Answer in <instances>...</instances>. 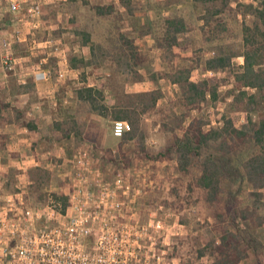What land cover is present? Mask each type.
Returning <instances> with one entry per match:
<instances>
[{
	"label": "rangeland",
	"instance_id": "1",
	"mask_svg": "<svg viewBox=\"0 0 264 264\" xmlns=\"http://www.w3.org/2000/svg\"><path fill=\"white\" fill-rule=\"evenodd\" d=\"M237 1L244 4L252 2ZM77 2L78 4L66 7L64 4H58L59 2L49 9L50 6H45L44 18L47 22L53 20L52 11L60 9L62 12L72 13L80 26L74 25L71 30L66 29L67 33L71 34L75 29L81 32L88 29L96 37L101 34L102 23L108 24V29L112 32L107 36L110 40L97 42L99 48L96 49L95 56L91 54L88 59H83L84 64H79L85 66L84 74L79 75V78L86 79L80 89L89 86L100 91L102 96H98L99 104H104L108 110L105 112L106 116L102 117L88 102L72 103L68 113L78 116L74 120L76 124L71 123L72 129L69 127L74 133L73 148L68 155V163L57 165L49 184L58 193L66 190L65 174L72 165L69 160L73 158L77 148L85 145L92 153V165L102 169L112 178L119 170L128 169L129 181L135 187H141L143 194L138 201V214L143 221H148L150 215L154 220L163 221L164 231L154 236L160 247L162 243L169 245V254L167 260H164L166 264H224L225 259L232 264H264V198L258 209H253V188L244 170L245 163L258 152V148L247 144L236 154L224 155L223 164L228 169L222 177L217 200L213 203L206 200V193L197 186L196 179L201 174V161H193L191 168L186 172L180 170L177 155L167 153V149L174 145L178 136H182L192 118H200L207 130L222 127L224 118L228 116H233L236 121L238 119L237 124L240 127L247 123L248 113L239 111V106L232 105V96L228 94L229 90L233 89V80L220 87L217 101L210 100L200 108L192 109L189 117L181 122L185 112L179 110L175 104L181 90L162 74L167 66L156 42L158 37H162L164 17L173 15L183 17L187 23L186 32L180 36L181 47L174 49L181 63H186L190 58L195 61L197 58L206 59L213 56L218 53L220 46L232 47L240 52L241 24L252 23L254 16H245L240 12L234 18L228 13L225 19L228 21V29L217 36L202 32L201 17L205 13V7L194 0H136L132 14L126 9L118 8L115 14L103 19L102 23L93 9L102 2L101 0L74 1ZM220 4L221 0L214 3L216 6ZM165 5L170 7L162 9ZM230 7L237 9V2L232 0ZM5 17L15 18V15L13 17L5 11ZM58 18L60 17L56 16V19ZM90 25L95 27L91 30ZM37 34L44 35L41 31ZM125 39L134 42L138 49L137 58L130 57ZM67 41V48L74 47L78 42L70 37ZM60 48L65 50V45L62 43ZM33 62L35 61L28 60V65ZM233 63L235 68L241 67L244 57L235 58ZM229 76L223 71L203 73L201 66L192 73L191 80L198 82L207 77L230 79ZM78 89H74V96L77 95ZM243 90L250 94L257 93L250 88ZM153 92L161 93L162 97L150 114L140 117V128L135 137L127 141L114 138L112 125L117 121L113 118L115 107L137 102L140 94ZM242 106H245L244 101ZM251 116L255 120L264 117V92L257 94V104ZM141 143L144 144V150ZM3 178L8 182L4 183V189L0 192H13L18 179L17 171L6 176L0 174V185ZM262 192L264 194V191ZM244 216L248 218L244 219Z\"/></svg>",
	"mask_w": 264,
	"mask_h": 264
},
{
	"label": "built area",
	"instance_id": "2",
	"mask_svg": "<svg viewBox=\"0 0 264 264\" xmlns=\"http://www.w3.org/2000/svg\"><path fill=\"white\" fill-rule=\"evenodd\" d=\"M48 2L0 0V13L6 8L15 15L17 24L38 31ZM24 41L22 29L17 28L14 42ZM12 46L13 41L0 39V68L4 72L16 71L23 63ZM55 46L47 39L33 49L53 50ZM45 64L42 61L31 66L29 74L36 81L52 79ZM131 130L130 123L117 120L112 125V136L122 139ZM70 162L65 174L66 190L58 193L45 184L41 190L45 198L37 204L31 200L33 181L27 174L41 165L16 166L15 190L0 192V264H166L169 245L162 243L160 247L154 236L164 231L165 225L152 215L148 221L140 218L137 206L143 190L129 181L128 169L109 177L92 165L87 146L79 148ZM2 182L0 190L8 180L3 178ZM55 194H64L66 205Z\"/></svg>",
	"mask_w": 264,
	"mask_h": 264
},
{
	"label": "trees",
	"instance_id": "3",
	"mask_svg": "<svg viewBox=\"0 0 264 264\" xmlns=\"http://www.w3.org/2000/svg\"><path fill=\"white\" fill-rule=\"evenodd\" d=\"M135 1L120 0L121 5L126 8L129 14L134 12L133 4ZM194 1L202 3L205 7V13L201 17L203 21L202 32L204 34L209 33L219 36L223 30L226 31V28L228 29V21L225 19L228 13L234 18L240 12L244 13L245 16L252 14L254 20L252 23L242 22L241 24L242 50L240 52L232 47L220 46L218 53L213 56L206 59L197 58L195 61L193 60L194 58H190L186 63H181V60L177 58V54L174 53V49L181 47L179 40L180 36L186 32L187 23L180 16L170 15L168 17L166 15L167 17H164L162 37H158L156 42L167 66L166 71L162 74L167 79H170L172 83L178 85L181 90V95H179L175 103L179 110H184L185 112L181 122H184L189 117L192 109L200 108L210 100L212 102L217 101L220 87L233 80V89H230L228 94L232 96V105H237L239 106V111L248 113L247 123L240 127L237 124L238 119L236 121L233 116H228L224 118L222 127L207 130L205 129V123L200 118H192L182 136L176 138L174 145L167 149V153L177 155L180 170L186 172L191 168L193 161H201L202 165H199L201 174L196 179L197 186L206 193V200L213 203L217 200L222 177H224L228 169L223 164L224 155L231 156L236 154L243 146L253 144L258 148V152L247 160L244 170L253 188L251 192V197L254 198L253 209L257 210L264 198L262 192L264 191V117L255 120L252 118L251 113L254 112L257 104V94L264 92V0H252L251 3L247 4L235 0L237 9H231L232 0H221V4L218 6L214 5V3L219 0ZM165 7L169 8L170 6L165 5L162 9ZM96 10L100 15L110 14L113 7H96ZM45 36L48 35L46 34ZM83 38L86 43L90 44L91 53L95 56L99 45L92 41L90 33L83 31ZM125 42L130 57L137 58L136 51L138 49L135 47L134 42L128 39H125ZM239 56L244 57V64L239 68H235L233 61ZM72 63L74 66H79L80 63L84 64V60L75 57L72 59ZM201 66L203 73L207 71H223L230 75V79L225 77L219 80L207 77L198 82L192 81V73L201 68ZM243 88L253 89L257 93L250 94ZM76 93L79 99L90 103L98 115L106 116L105 112L108 108L104 104H99L98 96H102L100 91L87 87L86 89L78 90ZM161 97L162 94L159 92L140 94L137 102L133 101L131 104L115 107L113 118L131 123L132 132L127 133L121 139L122 141L135 137L136 131L140 128V117L150 114L157 107ZM243 101L245 106H242ZM74 123L76 124V121L72 122V124ZM141 148L144 150L143 143H141ZM52 175V171L48 170H32L29 172L28 177L33 181V185L30 187V197L34 204L44 200L45 196L41 192L42 186L52 182L50 178ZM55 196L66 205L67 197L64 194H59V196L55 194ZM247 218V216H244V219ZM217 248L221 249V247ZM223 256L226 255L223 254ZM224 264H232V262L229 263L225 259Z\"/></svg>",
	"mask_w": 264,
	"mask_h": 264
},
{
	"label": "crops",
	"instance_id": "4",
	"mask_svg": "<svg viewBox=\"0 0 264 264\" xmlns=\"http://www.w3.org/2000/svg\"><path fill=\"white\" fill-rule=\"evenodd\" d=\"M74 1L49 0L45 6H50L49 9L57 2L64 4L65 7L78 4ZM101 1L93 7L101 23L103 19L115 14L118 8L126 9L121 5L120 0ZM109 6L113 7L110 14L97 13L96 7ZM5 11L8 10L4 8L0 13V39L13 41V52L23 60V63L13 72H4L0 68V174L8 175L16 171L17 165H41L40 168L34 170L54 172L57 165L68 163V155L73 148L74 133L69 127L78 116L68 113V109L72 108L73 102L80 104L84 102L74 96V89H80V86L86 83L84 77L79 78L85 66H74L72 59L75 57L88 59L92 54L91 46L84 40L83 31L75 29L73 33H67L66 29L71 30L74 25L80 26V23H76L72 13L62 12L61 9L56 12L52 11L53 20L47 22L43 18L42 28L38 31H31L27 24H17L16 18L6 19ZM12 15L14 17V14ZM56 16L60 18L56 19ZM102 25L100 28L102 36L100 34L96 37L88 29L84 30L92 35L94 43L110 40L107 36L112 33L111 29L109 30L108 24L104 22ZM94 27L92 26L91 30ZM17 28L22 29L25 37L23 43L14 42V33ZM39 31L44 35H38ZM46 34L48 36H45ZM69 37L78 40L74 47L71 46L72 48L66 47ZM47 39H51L56 45L53 50L33 49L35 44ZM62 43L65 45V50L60 48ZM28 60L35 61L33 65L42 61L46 62L44 67L52 72V79L49 82L36 81L29 74L32 64L28 65ZM58 74H62L63 77H59ZM83 146L85 145L79 148Z\"/></svg>",
	"mask_w": 264,
	"mask_h": 264
}]
</instances>
